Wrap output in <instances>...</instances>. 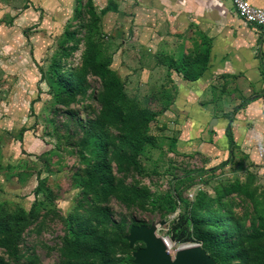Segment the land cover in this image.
I'll list each match as a JSON object with an SVG mask.
<instances>
[{"label": "rangeland", "instance_id": "rangeland-1", "mask_svg": "<svg viewBox=\"0 0 264 264\" xmlns=\"http://www.w3.org/2000/svg\"><path fill=\"white\" fill-rule=\"evenodd\" d=\"M86 1L0 0V264H142L134 227L172 257L264 264V48L259 75L185 91L208 29L159 0Z\"/></svg>", "mask_w": 264, "mask_h": 264}, {"label": "crops", "instance_id": "crops-1", "mask_svg": "<svg viewBox=\"0 0 264 264\" xmlns=\"http://www.w3.org/2000/svg\"><path fill=\"white\" fill-rule=\"evenodd\" d=\"M248 1L264 8V0ZM159 4L162 6L161 13L165 14V23L172 21L174 27L180 26L181 28L192 22H197L201 27H205L211 32L212 51L207 63L208 69L202 74V78L199 77L195 80L180 79L179 85H182L185 91L190 92L192 90L193 92L199 86L202 85L201 87H203L207 84V79L211 73H228L233 70V67L248 76L260 74L261 55L252 56L250 45L257 43L264 48V36L256 26L242 21L236 15L231 0H159ZM215 68L219 69V72H214ZM209 87L210 85L205 89V93ZM204 92L196 98V101H200V107L209 109L212 107L214 97L207 96V94L204 97ZM194 100L192 99V101ZM253 103L254 101H251V103L248 102V106L246 105L251 111L255 110ZM192 105L198 107L196 104ZM230 119L226 126L231 123ZM215 125L218 129V137L222 139V127L225 126V122L216 118L211 129ZM225 128L223 129L225 130ZM211 129H209L208 123V130ZM259 132L260 136L264 138V129Z\"/></svg>", "mask_w": 264, "mask_h": 264}, {"label": "water", "instance_id": "water-1", "mask_svg": "<svg viewBox=\"0 0 264 264\" xmlns=\"http://www.w3.org/2000/svg\"><path fill=\"white\" fill-rule=\"evenodd\" d=\"M215 121V117L210 120L209 129ZM162 223L163 221L160 222V224ZM131 239L145 242V247L136 252V256L142 264H201L205 261L202 250L192 245L183 246L172 257L166 250L162 238L155 236L150 229L134 227Z\"/></svg>", "mask_w": 264, "mask_h": 264}, {"label": "built area", "instance_id": "built-area-1", "mask_svg": "<svg viewBox=\"0 0 264 264\" xmlns=\"http://www.w3.org/2000/svg\"><path fill=\"white\" fill-rule=\"evenodd\" d=\"M234 12L244 22L256 26L264 36V8L248 0H231Z\"/></svg>", "mask_w": 264, "mask_h": 264}, {"label": "trees", "instance_id": "trees-1", "mask_svg": "<svg viewBox=\"0 0 264 264\" xmlns=\"http://www.w3.org/2000/svg\"><path fill=\"white\" fill-rule=\"evenodd\" d=\"M89 6H91V0L86 1ZM90 145L94 147L95 145H99L101 147L105 146V141L99 137V135H93L90 139ZM13 250H16V245L13 246ZM98 252V251H96Z\"/></svg>", "mask_w": 264, "mask_h": 264}, {"label": "bare ground", "instance_id": "bare-ground-1", "mask_svg": "<svg viewBox=\"0 0 264 264\" xmlns=\"http://www.w3.org/2000/svg\"><path fill=\"white\" fill-rule=\"evenodd\" d=\"M162 242L164 243V246H165L166 250L168 251V253L171 255L170 249H169L170 248V242L165 238L164 239L162 238Z\"/></svg>", "mask_w": 264, "mask_h": 264}]
</instances>
